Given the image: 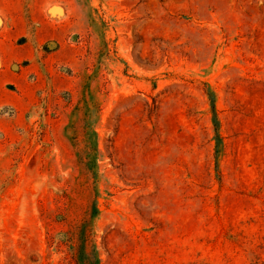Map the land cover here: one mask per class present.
I'll list each match as a JSON object with an SVG mask.
<instances>
[{"label":"rangeland","instance_id":"rangeland-1","mask_svg":"<svg viewBox=\"0 0 264 264\" xmlns=\"http://www.w3.org/2000/svg\"><path fill=\"white\" fill-rule=\"evenodd\" d=\"M80 248L264 264V0H0V264Z\"/></svg>","mask_w":264,"mask_h":264},{"label":"trees","instance_id":"trees-1","mask_svg":"<svg viewBox=\"0 0 264 264\" xmlns=\"http://www.w3.org/2000/svg\"><path fill=\"white\" fill-rule=\"evenodd\" d=\"M214 122L216 124L217 121L215 120ZM80 249H81V250H79L80 260L82 261V259H84V261H82L83 262L82 264H92V263H89L90 259L85 256L83 249L82 248H80Z\"/></svg>","mask_w":264,"mask_h":264}]
</instances>
